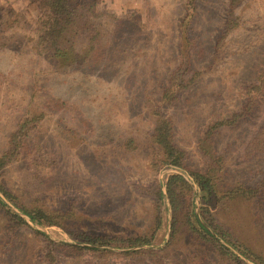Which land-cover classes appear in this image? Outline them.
Returning a JSON list of instances; mask_svg holds the SVG:
<instances>
[{
  "label": "rangeland",
  "instance_id": "1",
  "mask_svg": "<svg viewBox=\"0 0 264 264\" xmlns=\"http://www.w3.org/2000/svg\"><path fill=\"white\" fill-rule=\"evenodd\" d=\"M30 1L0 0V145L29 107L35 76L40 88L33 99L55 93L65 104L47 109L31 131L26 154L5 169L3 180L18 202L52 211L59 223H37L1 197L6 206L0 207V264H264V194L252 193L254 198L248 191L262 187L264 152H246L247 142L264 124V0L237 5V25L216 52L228 0H198L193 63L205 67L204 73L176 104L157 105L173 119L175 142L191 168L209 180L210 194L185 169L171 164L155 168L149 139L150 99L158 97L167 79V72L151 69L176 64L185 0L99 4V9L124 17L126 34L132 30L135 35L133 19L141 16L144 36L136 37L147 43L132 47L119 68L105 75L96 68L72 79L52 72L43 79L40 70H33L37 58L28 36L37 12ZM143 83L147 92L138 86ZM240 111L245 115L234 117ZM232 117V125L211 135L213 149H201L208 126ZM173 173L191 187L192 212L208 234L200 227L195 233L180 220L170 236L172 210L165 183ZM78 234L114 239L153 235L146 243L116 245L86 241Z\"/></svg>",
  "mask_w": 264,
  "mask_h": 264
},
{
  "label": "trees",
  "instance_id": "2",
  "mask_svg": "<svg viewBox=\"0 0 264 264\" xmlns=\"http://www.w3.org/2000/svg\"><path fill=\"white\" fill-rule=\"evenodd\" d=\"M110 1L112 0H31L30 4L33 5L37 12V17L33 26L29 29L30 35L28 36L30 52L37 58L33 70H40L43 79L50 78L48 76L49 72L61 74L60 77L70 75L72 79L75 74L80 75L82 72L96 68L99 69L97 71L101 75H105L107 70L112 71L114 68H119L118 64L121 62L122 56L128 54L132 47L133 49L140 45L144 47L147 43L145 39L136 37L139 34L144 36L142 28L146 24L142 22V17H138V20L136 18L133 19L136 22L135 35L132 30L126 34L125 30L127 27H125L123 21L124 17L116 16L107 9L101 10L98 8L99 4ZM241 1L228 0L227 16L222 24L220 35L215 38V52L222 46L224 37L237 25L234 10ZM197 4L198 0H185L184 2L185 12L177 26L179 35L176 64L171 65L170 69L164 67L151 69L154 71L158 70L162 74L167 72V79L163 84H160L158 97L150 99L153 121L149 139L155 147L154 152L156 153L153 156L155 168L159 165L171 164L185 169L193 176L200 190L210 194L212 189L209 180L206 179L202 171L191 168L186 162L185 152L175 142L173 119L169 116L166 117L162 110L157 107L159 104H176L180 100L181 93L190 88L194 81L204 73L205 67L195 68L193 63L196 57V54L194 56L196 38L192 32H195L193 19L197 11ZM13 11L11 8L8 11V15L13 13ZM10 25L13 26L14 24L10 23ZM136 40L140 44L136 43ZM42 68L45 69L42 70ZM142 78L145 77L142 76ZM141 85L143 86L142 89ZM141 85H138L140 90L147 92L144 88L146 83ZM39 88L38 78L35 76L33 78V93L27 100V106L29 107L16 119L14 130L5 136L6 141L4 140V144L0 145V192L12 205L31 220L44 225H58L59 222L53 216L52 211L37 205L28 207L18 202L3 180L5 169L26 154L27 140L31 131L42 123L41 119L46 115L47 109L65 104L61 100V96H57L55 93H53L52 98L44 97L43 93L42 97L38 96V98L33 99ZM254 89H258V87L254 86ZM33 104L40 105L41 110L32 106ZM245 113L240 111L233 114L235 115L234 117L239 118ZM234 117L216 120L211 123L199 141L201 149L205 150L208 148L212 150L211 135L220 126L232 125L235 122ZM246 152L249 155L264 152V124L253 133L247 142ZM259 183L262 185L260 189L256 190L255 187L248 188L249 193L254 198L255 196L252 193L264 194V178ZM165 190L172 210L170 236L172 237L175 225L180 220L184 221L191 231L199 234L197 228L200 227L203 232L208 234L192 212L191 187L187 181L179 174H170L165 183ZM156 195L158 205H160L162 192L158 189ZM5 206V202L0 197V207ZM6 212L16 218L18 223L26 224L20 216L11 210L6 209ZM201 214L204 217L205 212L203 211ZM205 219L217 232L222 233L220 230L221 226L213 222L212 218ZM152 235L149 238L136 237L134 239L133 236L114 239L104 234H78L76 237L100 244L124 242L133 245L146 243L151 239ZM65 245L70 248L82 249L79 246ZM91 250L99 249L93 248ZM236 264L242 263L238 260Z\"/></svg>",
  "mask_w": 264,
  "mask_h": 264
},
{
  "label": "water",
  "instance_id": "3",
  "mask_svg": "<svg viewBox=\"0 0 264 264\" xmlns=\"http://www.w3.org/2000/svg\"><path fill=\"white\" fill-rule=\"evenodd\" d=\"M0 197L4 198V195L0 192Z\"/></svg>",
  "mask_w": 264,
  "mask_h": 264
}]
</instances>
